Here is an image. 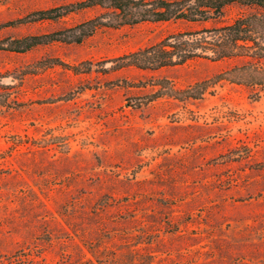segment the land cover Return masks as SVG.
Instances as JSON below:
<instances>
[{"label":"rangeland","instance_id":"rangeland-1","mask_svg":"<svg viewBox=\"0 0 264 264\" xmlns=\"http://www.w3.org/2000/svg\"><path fill=\"white\" fill-rule=\"evenodd\" d=\"M75 1L0 0V24ZM249 11L230 5L220 22ZM95 13L5 25L0 40ZM196 27H103L24 52L0 43V264H264V97L223 83L148 101L158 79L185 88L226 61L114 67Z\"/></svg>","mask_w":264,"mask_h":264},{"label":"trees","instance_id":"trees-1","mask_svg":"<svg viewBox=\"0 0 264 264\" xmlns=\"http://www.w3.org/2000/svg\"><path fill=\"white\" fill-rule=\"evenodd\" d=\"M235 4L250 7L251 11L221 23L225 9ZM88 9H95L96 13L71 27L8 37L0 43L5 40L7 49L24 52L38 44L57 40L80 43L103 27L118 28L145 21H184L197 27L170 33L155 43L117 56L114 67L158 70L195 58L226 61L222 69L185 88L177 89L168 79H158L154 84L157 88L148 101L165 95L177 100L201 98L214 90L215 85L223 83L245 87L253 99L264 97V0H79L32 11L0 27L56 21L69 13Z\"/></svg>","mask_w":264,"mask_h":264}]
</instances>
